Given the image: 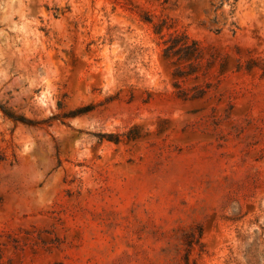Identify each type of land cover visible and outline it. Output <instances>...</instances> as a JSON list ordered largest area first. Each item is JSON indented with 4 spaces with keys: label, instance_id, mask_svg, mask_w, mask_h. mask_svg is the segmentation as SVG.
<instances>
[{
    "label": "rangeland",
    "instance_id": "374dc122",
    "mask_svg": "<svg viewBox=\"0 0 264 264\" xmlns=\"http://www.w3.org/2000/svg\"><path fill=\"white\" fill-rule=\"evenodd\" d=\"M0 106V264H264V0H0Z\"/></svg>",
    "mask_w": 264,
    "mask_h": 264
},
{
    "label": "trees",
    "instance_id": "16d2710c",
    "mask_svg": "<svg viewBox=\"0 0 264 264\" xmlns=\"http://www.w3.org/2000/svg\"><path fill=\"white\" fill-rule=\"evenodd\" d=\"M180 49H183L184 50V52H186L185 54H187V53H192V52H194V53H196V54H198L199 52L198 51H196L197 50V46H196V43L192 40L190 43H188V41H187V39H184V38H182V40H181V42L179 43V45H178V48H177V50H180ZM1 107V109H2V111H3V113L5 114V115H7V116H9V117H12V118H14V119H19V118H16L9 110H7L6 108H2V106H0ZM20 120V119H19ZM20 121H22V122H24V120H20Z\"/></svg>",
    "mask_w": 264,
    "mask_h": 264
}]
</instances>
